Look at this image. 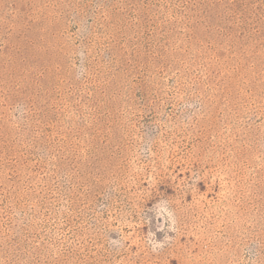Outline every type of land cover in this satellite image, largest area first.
I'll use <instances>...</instances> for the list:
<instances>
[{"label": "rangeland", "instance_id": "374dc122", "mask_svg": "<svg viewBox=\"0 0 264 264\" xmlns=\"http://www.w3.org/2000/svg\"><path fill=\"white\" fill-rule=\"evenodd\" d=\"M0 264H264V0H0Z\"/></svg>", "mask_w": 264, "mask_h": 264}]
</instances>
